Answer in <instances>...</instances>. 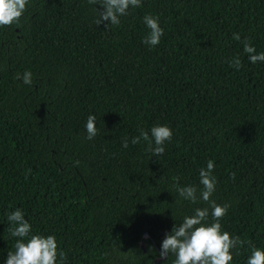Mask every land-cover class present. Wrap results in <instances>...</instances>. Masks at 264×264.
<instances>
[{"label":"trees","instance_id":"1","mask_svg":"<svg viewBox=\"0 0 264 264\" xmlns=\"http://www.w3.org/2000/svg\"><path fill=\"white\" fill-rule=\"evenodd\" d=\"M95 9L29 0L0 27V264L19 239L7 218L17 208L32 234L55 236L64 264H172L159 255L166 234L208 207L180 198L173 177L199 196L209 160L211 199L230 205L222 228L246 241L231 264H247L251 247L264 250V61L233 33L264 52V0H141L108 28ZM149 14L163 29L151 50ZM25 71L33 86L17 78ZM155 125L173 133L158 156L131 143Z\"/></svg>","mask_w":264,"mask_h":264},{"label":"clouds","instance_id":"2","mask_svg":"<svg viewBox=\"0 0 264 264\" xmlns=\"http://www.w3.org/2000/svg\"><path fill=\"white\" fill-rule=\"evenodd\" d=\"M29 0H0V27H8L18 24L21 16L26 11ZM89 4H100L102 11L97 12L98 18L95 25L106 21L109 24L119 25L120 18L128 15L130 8L141 6V0H88ZM143 22L149 29L148 34L142 43L155 47L160 43L163 29L159 25L158 17L151 14L143 17ZM234 40H240L243 44L244 53L248 54V59L255 64L257 61H264V52L257 54L250 38L241 40L239 33H233ZM231 67L239 70L242 62L239 56L228 61ZM17 78L23 83L33 86V74L25 71L22 75L17 74ZM95 115H89L86 122L87 139L91 140L98 134ZM172 131L166 125H155L150 131L140 130L139 135L131 139L132 144L147 142V150L152 156L163 154L166 141H171ZM153 142L154 145L153 146ZM129 142L127 137L122 140V147L127 148ZM78 163V162H77ZM214 164L211 160L207 162L206 168L199 171V183L203 187L199 189L196 185L181 187L179 177H173L176 181L174 185L176 193L183 200L192 204L200 201L208 204L207 208H195L193 215L185 216L183 222L177 227L173 226L170 233L166 234L161 244L160 257L167 260L169 254L175 258L172 264H231L233 260V250L242 247L246 241L239 236H231L222 228L221 220L226 215L229 204L223 205L211 199L215 191L217 180L212 175ZM31 169L26 172L30 173ZM235 173L231 177L235 179ZM209 208L211 209L212 222H208ZM8 221L12 226L8 232L11 237H18L15 241L14 251L7 253L6 264H64L67 254L59 249L58 242L54 235L32 234L30 223L24 218V213L17 208L8 214ZM250 245L251 242L247 241ZM247 264H264V250L258 247H251V254Z\"/></svg>","mask_w":264,"mask_h":264},{"label":"water","instance_id":"3","mask_svg":"<svg viewBox=\"0 0 264 264\" xmlns=\"http://www.w3.org/2000/svg\"><path fill=\"white\" fill-rule=\"evenodd\" d=\"M147 236H148L147 228H145V230H144V237H147ZM141 246H142L143 250H145V242L144 241H141ZM158 259H159L158 257L155 258L156 264H159Z\"/></svg>","mask_w":264,"mask_h":264}]
</instances>
